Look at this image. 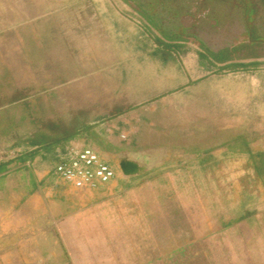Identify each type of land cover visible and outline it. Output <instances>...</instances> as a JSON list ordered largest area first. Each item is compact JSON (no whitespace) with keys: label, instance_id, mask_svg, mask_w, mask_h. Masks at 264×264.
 Masks as SVG:
<instances>
[{"label":"rangeland","instance_id":"rangeland-1","mask_svg":"<svg viewBox=\"0 0 264 264\" xmlns=\"http://www.w3.org/2000/svg\"><path fill=\"white\" fill-rule=\"evenodd\" d=\"M106 1L0 0L4 155L22 153L35 134L56 135L50 123L77 127L69 143L115 173L123 158L150 171L146 187L97 213L106 236L130 239L128 264H264V174L250 155L264 150V0L206 6L210 19L192 41L206 57L183 95L171 92L183 54L149 51L153 38L140 32L157 27ZM164 16V26L175 23ZM214 53L220 64L207 59ZM158 83L170 89L143 91ZM146 95L158 101L145 124L118 128L115 110L133 106L137 115ZM153 236L160 242L149 243Z\"/></svg>","mask_w":264,"mask_h":264},{"label":"crops","instance_id":"crops-1","mask_svg":"<svg viewBox=\"0 0 264 264\" xmlns=\"http://www.w3.org/2000/svg\"><path fill=\"white\" fill-rule=\"evenodd\" d=\"M114 1L121 12L125 7L136 8L157 27L155 34L140 32L142 37L153 38L149 51L160 54L164 60L183 54L182 62L177 63L171 92L190 93L193 75L196 69L202 68V57H206L205 51L192 41L204 27L201 22L210 19L206 6L218 4L219 0ZM110 4L113 5L111 1ZM121 12L117 10L120 15ZM167 12L169 21L175 23L164 26L162 21ZM1 32L0 26V35ZM213 56L207 59L215 64L224 59L215 53ZM168 89L167 85L158 83L157 88L146 86L143 91L161 93ZM157 101L156 96H143L141 106L136 107L137 115L133 114V106L122 108L123 111L115 115L116 125L128 127L125 122L129 119L144 125L147 119L144 111L152 109L150 104ZM134 143L139 145L140 142L132 139L130 144ZM72 145L84 147L73 141L54 146L28 142L18 155H4L0 147V264H128L130 239L106 236L97 213L106 210L119 193L123 195L134 188L146 187L150 171L125 176L119 166V169L114 168L116 173L110 181L98 182L93 187L78 179L67 180L57 173L56 167L65 160ZM164 169L166 166L158 168L159 171ZM103 190L104 196H101L99 192ZM157 227L154 222L152 229ZM147 240L160 242V238L154 236ZM147 240L142 237L135 243L144 245Z\"/></svg>","mask_w":264,"mask_h":264},{"label":"bare ground","instance_id":"bare-ground-1","mask_svg":"<svg viewBox=\"0 0 264 264\" xmlns=\"http://www.w3.org/2000/svg\"><path fill=\"white\" fill-rule=\"evenodd\" d=\"M57 173L67 180L78 179L81 182L96 186L98 182H108L115 175L114 170L103 162L98 154L87 147L72 145L65 160L57 165Z\"/></svg>","mask_w":264,"mask_h":264},{"label":"trees","instance_id":"trees-1","mask_svg":"<svg viewBox=\"0 0 264 264\" xmlns=\"http://www.w3.org/2000/svg\"><path fill=\"white\" fill-rule=\"evenodd\" d=\"M227 66H232V67L246 66V64L244 63L233 64V65L229 64ZM122 111L123 109L121 107H118L115 110V113H113L112 115H117ZM49 127L52 130L57 131V134L52 136L42 132L29 137L28 142L33 145L37 144V145H45V146H54L67 142L70 139L75 138L77 135L80 134L79 128L77 127L70 128L60 123H54V122L50 123ZM250 155L251 158L253 159L252 167L254 168V170L258 175L262 176L264 174V150L251 152Z\"/></svg>","mask_w":264,"mask_h":264},{"label":"water","instance_id":"water-1","mask_svg":"<svg viewBox=\"0 0 264 264\" xmlns=\"http://www.w3.org/2000/svg\"><path fill=\"white\" fill-rule=\"evenodd\" d=\"M119 166L125 176L137 175L148 169V166L141 165L137 160L130 158L121 159Z\"/></svg>","mask_w":264,"mask_h":264}]
</instances>
